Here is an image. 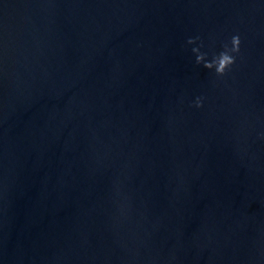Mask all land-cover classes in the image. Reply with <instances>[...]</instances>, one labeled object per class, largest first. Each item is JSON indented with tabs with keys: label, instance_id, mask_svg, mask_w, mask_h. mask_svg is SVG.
<instances>
[{
	"label": "water",
	"instance_id": "water-1",
	"mask_svg": "<svg viewBox=\"0 0 264 264\" xmlns=\"http://www.w3.org/2000/svg\"><path fill=\"white\" fill-rule=\"evenodd\" d=\"M0 264H264V0H0Z\"/></svg>",
	"mask_w": 264,
	"mask_h": 264
}]
</instances>
